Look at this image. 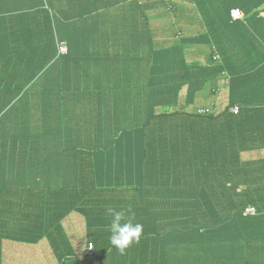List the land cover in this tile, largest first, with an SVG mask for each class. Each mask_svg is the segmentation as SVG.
Segmentation results:
<instances>
[{
    "label": "trees",
    "instance_id": "obj_1",
    "mask_svg": "<svg viewBox=\"0 0 264 264\" xmlns=\"http://www.w3.org/2000/svg\"><path fill=\"white\" fill-rule=\"evenodd\" d=\"M102 1L103 9L112 14L118 9L124 15L126 12V24L129 18L136 22L143 19L142 31L133 33L136 40L148 34V42L133 49L134 55H138L135 72H140L137 86L143 89L142 94L128 86L118 89V84L114 85L121 82L117 72L115 80H109L107 86L98 83L105 72L113 74L114 65L101 63V70L92 78L86 55L79 61L76 59V48L67 36L63 37L61 28L67 25L66 32L71 36L72 25L97 24L93 15L83 18L80 13L85 8L78 2L0 0V136L4 139L7 135V121H16L18 117L30 119L21 126V144L27 145L29 151L66 152L64 160L53 164L68 169L67 159L82 148L83 140L68 139L60 145L62 137L67 132L80 137L92 123L94 129L89 127L90 135L99 137V141L87 145L85 155L110 156L123 171L120 177H112L111 183L100 187H96L91 174L83 177L84 181L88 178V185L76 180L69 186H55L51 183L55 178L48 176L51 183L48 203H63L66 197L65 203L69 204L64 205L54 222L44 223L39 218L37 223L24 225L21 238H40L48 233L41 240L48 244L49 239L57 256L62 254L64 243L66 247L67 243L76 244L78 254L67 249L66 254L59 256L61 264H260L258 259H264L255 252L259 246L257 240L252 232H243L244 228L252 229L256 220V216L245 214L247 203H191V200L196 197L195 191L204 197L210 194V186L234 185L250 179L251 174L244 169L255 163L260 162L253 168H264V99L250 98L244 93L237 96L238 92L232 89L237 87L231 67L222 63V54L212 45L213 36L209 32L202 30L190 36V31L181 27L172 37H178L176 43L160 47L152 35L150 21L147 23V4L137 0ZM225 1L229 23L237 1ZM241 6L253 12L238 22L248 30L232 26L239 35L246 34L243 40L238 37L243 58L248 51L264 49V31L259 28L264 21V0H250ZM255 17L261 24L253 23ZM19 26L27 28L25 33L12 30ZM214 37L219 42L222 34ZM43 40L48 42L46 46L42 45ZM63 44L67 52L61 51ZM198 45L210 48L206 63L189 60V54L199 49ZM216 54L219 60L214 59ZM225 70L232 75L226 87H222L220 80L226 78ZM76 81L80 83L75 85ZM242 81L244 85L249 83L248 77L242 78L238 80L239 88ZM76 86L80 90L74 89ZM31 88L37 89L35 99L24 93V89ZM113 91L119 96L126 94V101L123 98L114 101L110 96ZM75 93L79 94L80 103ZM29 101L30 104L36 101L37 108L28 113L25 108ZM236 105L238 113L232 111ZM66 107L71 110L68 112ZM71 114L82 115V127L80 120L66 129L58 126V118L68 120ZM256 114L262 120L255 118ZM94 137H91L93 141ZM2 144L0 141L1 163ZM250 156L257 159L245 160ZM126 172L130 173L126 175ZM144 185L149 187L153 199L164 197L150 202L149 206L127 201L136 189L144 192ZM171 186L180 190V201L177 193L173 199L169 197ZM132 187L135 190L125 192ZM236 190L230 188V196ZM246 191L248 200L253 198V193ZM112 210L124 212L126 219L143 226L139 243H134L123 255L110 243ZM73 215L82 220H72ZM64 220L71 223L66 225ZM91 242L95 245L92 256L86 254ZM240 250L247 254L240 256ZM81 251L85 254H80Z\"/></svg>",
    "mask_w": 264,
    "mask_h": 264
},
{
    "label": "crops",
    "instance_id": "obj_2",
    "mask_svg": "<svg viewBox=\"0 0 264 264\" xmlns=\"http://www.w3.org/2000/svg\"><path fill=\"white\" fill-rule=\"evenodd\" d=\"M72 1L78 2L79 6L85 8L80 13L83 18L93 15L97 20V24H84L80 26L72 25V34L70 36L66 32V22L64 20H60L59 16H57L58 21L66 25L65 28H61L64 33L63 37L67 36V39H70L75 46V53H77L78 56L76 59L79 61L80 57L86 55V60H88L87 62L91 67L92 78L101 70V63L104 66L107 63H110L112 67L114 65L113 74H111L109 80H113L114 76L118 73L121 78V82H114V85L118 84V89L128 86L130 89L138 90V93L142 94L143 89L137 86L138 81L141 79L140 72H135L138 55H134L133 49L135 46H141L142 43H147L148 40H146V38L148 37V34L145 35L146 37L140 36L139 39L136 40V37L134 38L136 34L133 36V33L142 31L144 26L143 19L136 22L129 18V24H126V22H124L126 20V12L124 15V13L118 9L115 13L109 16L107 13L103 12V3L105 2L102 0ZM133 1H130V3ZM137 1H142L144 4H147V23L150 21L152 35L155 39H158V45L160 47H170L176 43L174 39H177L178 37L175 35L172 39L169 34H175L177 30H181V27H185V30H189L190 36H196L202 30L203 32H209L213 36L212 45L216 46L222 54V63L224 65L228 64L231 67V73H233V76L236 79L235 84L237 87V89L233 87L232 89L238 92L237 96L240 97L244 93L249 95L250 98L258 96L257 99L260 97L264 99V49L261 51L258 49L248 51L247 56L242 58L239 51V38L241 40L245 39L246 34H244L245 36L239 35V33L232 28V26H235L236 28L239 26L243 31L248 30V27H245L244 24H238V22L243 21L245 16H250L253 13L250 9L245 10V8L241 6V3L246 5V3H249L250 0H227L237 1L231 10V13L233 9H240L243 14L242 18L232 19L231 17L229 23L225 17V0H202L204 1L202 4L198 3V0ZM170 1L173 5L175 1H179L176 8L173 7V9H176V13L172 12L173 9H168ZM214 1H216V4H214ZM84 11L85 13H83ZM66 12L68 11L66 10ZM173 14H177L181 17L179 19V25L174 23V25L178 26L175 31L171 30ZM193 15L198 18V22L195 21ZM262 17L264 18V12H262ZM256 19L257 17L254 18L253 23L261 24L260 19ZM259 28L264 31V21ZM26 29L27 28L21 26L17 28L12 27V30H19L20 32L24 31V33ZM218 33L222 34V39L219 42L214 37ZM160 36L161 40H167L168 42L161 43L159 41ZM50 37L51 35H48V38ZM250 40L251 39H248L247 41L249 42ZM46 43L48 42L43 40L42 45L46 46ZM252 44L254 45L253 41ZM49 46L50 45H48V47ZM102 50H106L107 53L99 54V51ZM209 52H211L210 48L207 49L203 47L201 49H195L193 53L191 52L189 55H195L196 57L194 60L206 63L209 57ZM45 68L47 69L46 66ZM241 70H243L244 73H241ZM225 71L227 73L224 72V77L231 74L228 70ZM246 77H248L249 83L244 85V82L242 81L243 85L239 88L240 83L238 80ZM224 82L225 78L220 80L221 84ZM78 83L80 82L76 81L75 85ZM222 87H226V85H222ZM246 88H248L247 90L249 93L246 92ZM74 89L80 90L78 86L74 87ZM155 91L159 92L157 90H154V92ZM24 93L28 94L29 97L33 96V99H35L37 89H24ZM74 95H77L76 99L80 103L79 94L75 93ZM110 96L113 97L114 101H121L123 99L126 101V94L119 96L113 91V95ZM36 108V101L32 104H30L29 101V105L25 108V112L29 113ZM66 108L68 112L71 110L68 107ZM106 110L109 111L107 108ZM87 115L91 117L94 116L90 114ZM70 117L71 119L66 121L58 118L60 121L58 126H63L64 129H66L68 128L67 126H75L74 123L79 122V120L81 121L80 126H83L82 115L78 117V115L71 114ZM246 117H249V115L247 114ZM256 117L261 119V116L257 114L255 115V118ZM25 122H30V119L24 120L22 117H18L16 121H7V135L3 136L5 137L4 139L0 136V141L3 143L2 159H4L2 161L3 163L0 162V264H61L59 256H62L63 253L66 254L67 249L68 252L72 249L76 252V254H78V247L76 244L73 242L67 243L66 247L64 243L62 254L57 256L49 239L48 244L41 240L44 237H48V233H45L40 238L35 236L21 238L24 233V225L37 223L40 221L38 220L39 218H43L44 223L48 220L54 222L52 220L55 217L57 218L58 214L63 211L64 205L69 204L65 203L66 197L63 203H48V185L51 186V183H53L55 186H69V184L75 183L76 180L78 183L88 185V178L84 181L83 177L86 174H91L96 187H100L101 185L104 186L111 183L112 177H120L123 171L119 167H116V159L113 160L110 156L102 157L101 155H93L92 157H89L88 155H85L86 149H89L87 145L93 144L94 142L97 143L99 141V137L90 135L92 132L89 130V127L94 129L92 123L87 125L84 132L82 131L80 137H78L76 133H74V135H70L69 132L62 137L60 145L66 143L65 140L68 139L83 140L82 148L76 149L75 152L73 151L75 155L72 153V156L67 159L70 165L69 168L62 169L57 168L53 163L61 159L64 160L66 158L64 157L66 152H48V149H44L43 152H37L35 149L32 150L30 148L31 152L28 150L29 147L27 145L24 146L21 144L23 143L21 140V126H23ZM7 127L5 128L7 129ZM91 137H94V141ZM45 139L46 136L42 137L40 142L44 143ZM255 159H257L256 156L245 158V160ZM256 164H260V162L255 163L254 165ZM253 166L251 168L244 169V172H249L251 174L250 179L239 181V183H234V185L226 183L224 186L222 183L219 187L210 186V194H207V196L204 197L198 196L197 191H195L196 197L194 196L195 198H192L191 203H198L199 201L200 203L222 204L243 202L247 203L246 209L248 207L255 208L257 210V214L254 215V217L256 216V220L254 221L255 224L252 229L244 228L243 232L245 234L252 232V235L255 237L259 245L255 252L264 259V168L262 169L261 167L258 169L253 168ZM88 167H94L95 169H93V171H87L86 168ZM260 171L263 173H260ZM129 173L130 172H126L125 174L128 175ZM58 175L66 179L55 178L51 183L48 182V176L55 177ZM232 187H236L237 190L233 196H230V188ZM242 187L252 192L253 198L248 200L249 194L246 190H242ZM133 189L134 188L132 187L131 190L127 189L128 191L125 192H130ZM169 190H171L169 197L173 199L174 194L177 193V200L180 201V190L175 189L174 186H171V189ZM169 190H166L165 192L168 194ZM33 193L34 197H31V194L33 195ZM119 194L120 193H118V195ZM142 194L143 192L141 191L139 196H133L131 193L127 201H130L131 203L133 201H140L142 199ZM163 197H154L152 202H156ZM70 218H72V220H76V222H80L82 220L78 215L70 216ZM63 223L69 225L71 222L64 220ZM12 238H16L18 241L11 242L10 240ZM22 240L31 241L27 242ZM34 240L38 241L34 243ZM81 253L82 251L80 254ZM244 254L247 253L240 250V256ZM258 261H260V264H264V260L258 259Z\"/></svg>",
    "mask_w": 264,
    "mask_h": 264
},
{
    "label": "clouds",
    "instance_id": "obj_3",
    "mask_svg": "<svg viewBox=\"0 0 264 264\" xmlns=\"http://www.w3.org/2000/svg\"><path fill=\"white\" fill-rule=\"evenodd\" d=\"M168 7H171L170 10L173 9L174 5L173 3L170 1ZM234 10H239L241 13V17H243V14L241 12L240 9H233ZM232 11V13H233ZM104 13H107L109 16L112 15V12H110L107 9H103ZM231 13V15H232ZM232 19L233 18L232 16ZM238 19V18H237ZM137 55V54H136ZM218 54L215 55V57ZM219 56V55H218ZM214 57L215 60H219L216 59ZM229 81V76H227L225 78V82L222 85H227ZM237 106V105H236ZM239 107V106H238ZM253 207H248L245 210V214H251V215H256L257 214V210L255 208L254 209V213L249 211L250 209H252ZM113 211V218L111 220V225H110V230H111V236H110V243L113 247H115L117 249V251L123 255L126 253V250L131 247L134 243H139V240L141 238L142 235V231H143V226L139 223H135L133 224L131 222V220L126 219L124 212H116L114 210ZM129 211H131L129 209ZM134 215V214H133ZM91 245H93V247H91ZM95 253V245L94 243H88V247H87V251L86 254L92 256ZM81 254H85V251H83Z\"/></svg>",
    "mask_w": 264,
    "mask_h": 264
},
{
    "label": "rangeland",
    "instance_id": "obj_4",
    "mask_svg": "<svg viewBox=\"0 0 264 264\" xmlns=\"http://www.w3.org/2000/svg\"><path fill=\"white\" fill-rule=\"evenodd\" d=\"M190 1H192V0H190ZM179 3V1H175L174 2V7L176 8V6H177V4ZM189 4V3H188ZM173 9L172 10V12H177L176 11V9ZM168 9L170 10L171 9V7H168ZM181 17L179 16V15H177V14H173V21H172V26H171V30L172 31H175L176 29H177V27L178 26H176V25H174V23H177V25H179L180 24V19ZM193 18L195 19V21L196 22H198V18L196 17V16H194L193 15ZM174 26H176V27H174ZM169 36H171V37H173V33H170L169 34ZM160 39H159V41L161 42V43H166V42H168L167 40H161V36L159 37ZM174 41H178V39H174ZM207 45H198L197 47L198 48H203V47H206ZM195 55H190V58H189V60L190 61H192V60H194L195 59ZM103 76V77H102ZM102 78L101 79H99L98 80V83L100 84V85H102V86H107L108 84H110V81H109V78H110V73H107V72H105L104 74H102ZM63 121H66V120H63ZM100 123V122H99ZM98 123V124H99ZM129 151V150H128ZM127 151V152H128ZM126 155H128V154H126ZM53 178H63V179H66V178H64V177H62V176H60V175H58V176H55V177H53ZM135 190V189H134ZM148 190H149V187L148 186H146V185H144V192H143V194H142V199L140 200V201H137V202H135V201H133L132 203H146L145 204V206H149V204H150V202H152L153 201V197H152V192L150 193V192H148ZM151 190V189H150ZM132 195L133 196H139L140 195V191H138V190H136V191H134V192H132Z\"/></svg>",
    "mask_w": 264,
    "mask_h": 264
},
{
    "label": "built area",
    "instance_id": "obj_5",
    "mask_svg": "<svg viewBox=\"0 0 264 264\" xmlns=\"http://www.w3.org/2000/svg\"><path fill=\"white\" fill-rule=\"evenodd\" d=\"M232 16H233V18L237 19V18L241 17L242 15H241V13H240L239 10H234L233 13H232ZM61 51H62V52H67V51H68V50H67V46H66L65 44H63V45L61 46ZM215 58H216V59H219V56L217 55ZM232 111H233L234 113H238V111H239V107H238V106H234V107L232 108ZM249 211H251V212L254 213V209H253V208L250 209ZM91 247H93V245H91Z\"/></svg>",
    "mask_w": 264,
    "mask_h": 264
}]
</instances>
